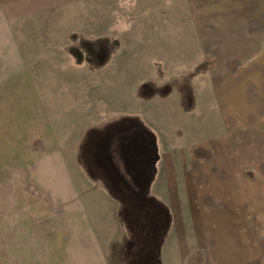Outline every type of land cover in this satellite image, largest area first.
<instances>
[{"label":"rangeland","instance_id":"1","mask_svg":"<svg viewBox=\"0 0 264 264\" xmlns=\"http://www.w3.org/2000/svg\"><path fill=\"white\" fill-rule=\"evenodd\" d=\"M28 17L11 26L20 65L0 53V82L31 80L37 102L34 118L17 126L0 94V264H97L90 241L70 237L76 185L99 177L139 225L165 228V213L146 197L155 152L205 138L210 79L235 70L264 79V0H69ZM247 172L245 189H259L253 198L245 191L242 209L238 200L243 258L227 264H264V166ZM126 237L122 264H156Z\"/></svg>","mask_w":264,"mask_h":264},{"label":"crops","instance_id":"2","mask_svg":"<svg viewBox=\"0 0 264 264\" xmlns=\"http://www.w3.org/2000/svg\"><path fill=\"white\" fill-rule=\"evenodd\" d=\"M68 4L69 0H0V53L10 55L9 64L20 65L17 58L19 41L14 40L21 37L17 28L11 26L28 16ZM222 73L219 80L212 78L205 83L204 97L208 102L203 115L211 120L205 124V138L194 139L187 147H173L170 153L168 150L157 152L156 173L147 187L149 193L146 192V197L159 204L156 208L165 213V228L157 221L152 226H141L140 231L135 214L132 216L133 212L126 210V217V202H123L126 199L99 177L94 178L99 185L81 186L79 183L83 184L86 178L78 174L76 182L79 185H76L74 193L77 199L76 221L71 223L70 237L89 240L94 248L93 254L97 256V264H115L109 258L111 248L115 249L114 255L120 264L117 251L130 244L125 233L131 235L132 229L133 232L140 231L135 237L136 242H132L140 250L149 247L156 264L242 261L244 243L242 234L238 232L243 231L244 224L238 200L243 202L245 191L251 192L253 198L259 189V185L255 191L253 187L245 189V172L251 169L259 176L258 167L264 166V116L259 110V104L264 105V79L254 73L251 78H244L243 70ZM11 75L13 77L14 74ZM0 83V87L3 86L0 94L4 95L7 103L2 111L5 119L15 120L13 125L17 126L28 124L24 120L34 118L37 103L33 99V82L26 79L13 81L11 78L10 82ZM254 104H258L255 105L258 109ZM60 176L63 194L72 192L67 173L61 169ZM209 205L226 208L212 213L205 208ZM214 215H225V221H218V218L213 221ZM121 220L124 223L122 227ZM147 236L150 238L145 241Z\"/></svg>","mask_w":264,"mask_h":264},{"label":"trees","instance_id":"3","mask_svg":"<svg viewBox=\"0 0 264 264\" xmlns=\"http://www.w3.org/2000/svg\"><path fill=\"white\" fill-rule=\"evenodd\" d=\"M154 146V145H153ZM158 160V155H157V153L155 152V156H154V163L156 162ZM153 203H156V202H154L153 201ZM157 206H159V204H157L156 203V206L155 207H157ZM134 207V206H133ZM133 207H132V209H133ZM164 208V207H163ZM165 209V208H164ZM167 210H165V212H166ZM135 218V217H134ZM128 219V218H127ZM136 219V218H135ZM137 222V221H136ZM140 231L142 230V227H141V225H139L138 227H137ZM140 231H137V232H133V229L131 230V235H133V236H135L136 237V235H137V233L138 232H140ZM150 237L149 236H147L146 238H144L145 239V241H146V239H149ZM149 250V247H146V248H144V250H142L144 253H148L150 256H153L154 254L152 253V251H148ZM154 252V251H153ZM155 257V256H154ZM155 263H156V260H155Z\"/></svg>","mask_w":264,"mask_h":264},{"label":"water","instance_id":"4","mask_svg":"<svg viewBox=\"0 0 264 264\" xmlns=\"http://www.w3.org/2000/svg\"><path fill=\"white\" fill-rule=\"evenodd\" d=\"M153 166H154V163H153ZM149 186V185H148Z\"/></svg>","mask_w":264,"mask_h":264}]
</instances>
